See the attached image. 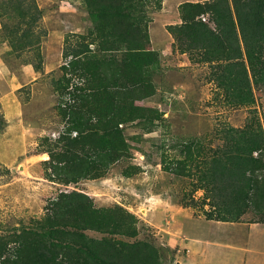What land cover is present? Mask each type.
I'll return each instance as SVG.
<instances>
[{
    "label": "trees",
    "instance_id": "obj_1",
    "mask_svg": "<svg viewBox=\"0 0 264 264\" xmlns=\"http://www.w3.org/2000/svg\"><path fill=\"white\" fill-rule=\"evenodd\" d=\"M0 1V22L10 35L11 50L38 43L40 36L31 37L43 11L35 0ZM83 2L92 22L90 44L97 45V52L89 44L84 51L72 47L73 61L63 68L80 67L84 83L66 94L70 79L67 75L58 79L60 98L69 95L66 133L42 138L34 154L49 156L43 162L45 178L65 187L104 178L113 165L130 159L125 126L139 124L151 133V124L164 120L137 104L157 92L155 76L163 68L160 50H148L144 42L150 40L153 19L147 8L153 7L154 14L163 0ZM179 13L182 23L168 26L177 47L186 51L185 43L192 42L189 49L209 51L203 62H219L217 68L225 71L231 67L227 80L216 76L219 84L227 81L226 92L235 93L236 104H251V83L264 79V0L184 1ZM209 13L216 31L200 19ZM13 20L18 24L11 25ZM204 37L209 44L199 45ZM37 70L42 71L40 63ZM222 132V146L211 148L191 139L176 145L181 148L179 158L164 150L162 170L190 180L192 189L183 192L182 204L200 207L208 221L239 223L253 214L262 223L264 132L259 121L242 128L227 126ZM139 170L130 165L124 176L130 178ZM4 174L10 170L0 167V175ZM198 192L201 199L191 198ZM45 209L42 218L21 221L0 234V264H165L161 247L150 235L140 238L141 221L121 205L97 208L88 194L61 190ZM88 231L105 236L94 238Z\"/></svg>",
    "mask_w": 264,
    "mask_h": 264
},
{
    "label": "rangeland",
    "instance_id": "obj_2",
    "mask_svg": "<svg viewBox=\"0 0 264 264\" xmlns=\"http://www.w3.org/2000/svg\"><path fill=\"white\" fill-rule=\"evenodd\" d=\"M166 1L171 9L168 12L170 17L175 16L176 6L170 4L171 0ZM188 1L205 3L216 0ZM35 2L43 15L31 37L36 39L40 36L39 42L34 43L33 47L16 46L11 50L8 42L10 35L3 30L0 22V167L10 170V174L0 175V234L6 232L7 228L19 226L21 221L42 218L49 201L61 190H78L88 194L97 208L117 204L135 214L141 221L140 238L150 235L155 239L161 247L165 264H173L176 260L182 264L187 262L185 256L189 251L182 245L184 231L188 237L200 231L204 240L234 239L240 247L252 246L247 243L249 234L253 233L248 228L231 224L201 228L190 222V216L207 221L200 207L192 208L182 204L183 192L189 193L192 189L190 180L164 172L161 158L164 150L171 157L179 158L181 148L176 145L191 139L211 148L225 145L222 132L225 127L242 128L247 123L257 122L258 105L264 103V79L259 84L251 83L253 102L238 105L235 103V93L232 90L226 92L227 81L220 85L216 78L217 75L224 76L227 80L232 68L229 66L225 71L217 68L219 62H203L202 57L208 55L209 51L189 49L192 42L185 43L186 51L177 47L175 42L173 46L159 49L163 68L155 76L157 92L148 101L137 104L151 108L155 116L162 115L164 120L151 124L154 127L151 133H147L139 124L125 126L130 159L113 165L104 178L84 180L68 187L60 186L45 178L46 166L43 162L49 156L34 154L39 149L42 138L55 139L66 133L69 95L63 100L60 98L61 92L57 91L56 85L58 79L63 75L70 79V87L64 91L66 94L76 85L84 83V79L80 78V67L69 68L68 71L63 68L73 61L74 57L69 56V52L72 47L78 46L84 51L88 44L90 50L97 52V45L90 44L94 39L89 32L92 22L83 0ZM147 11L152 16L154 9L149 7ZM212 16L209 13L200 19L216 31ZM169 19L168 17L160 26L161 33L156 31L152 34L157 40L168 44L173 39L168 25L177 21ZM17 24V20L11 22V25ZM209 42L204 37L199 45H208ZM144 45L148 50L154 49L149 41L144 42ZM241 47H244L243 43ZM39 63L42 71L37 70ZM5 67L7 71L3 74ZM130 165H136L141 170L128 178L124 175ZM201 195L202 192H198L191 198L201 199ZM186 201L190 202V199L187 198ZM161 211L168 212L170 222L161 219L160 223L174 231L169 234L170 237L163 230L159 231L161 227L147 226L154 220L155 213ZM164 213L163 218L166 217ZM148 217L153 218L149 220ZM257 219L253 214H248L241 221L258 223ZM257 231V235L264 237V227ZM86 234L94 238L105 236L92 231ZM118 239L128 241L122 237ZM185 243L190 245L189 239ZM211 250L208 251L214 255L215 251ZM253 250L263 254L257 247H252L251 251ZM216 257L218 264L230 261L221 254ZM243 258L251 264L260 262H255L253 256L245 254L237 264H246L242 261ZM196 262L211 264L210 260L204 259L203 262L201 258Z\"/></svg>",
    "mask_w": 264,
    "mask_h": 264
},
{
    "label": "crops",
    "instance_id": "obj_3",
    "mask_svg": "<svg viewBox=\"0 0 264 264\" xmlns=\"http://www.w3.org/2000/svg\"><path fill=\"white\" fill-rule=\"evenodd\" d=\"M185 1V0H184ZM183 0L179 1V0H171L170 4H174L176 6V10L177 12L175 13V16L173 15V17H170L171 14L168 13L171 9L169 8V6H167V1L163 0L162 2V6L161 9L154 13L152 15V23L150 24V40L149 42L151 43V48H156V49H165L166 46H173L175 40L173 38V36L171 35V37L173 38L171 42L168 43H164L161 40H157L156 36H152V34H155L156 31H160V26L162 24L165 23V20L169 17L170 19H177V21H173L168 26H172V25H179L182 23V20L180 18V13H179V7L180 5L184 2ZM188 1V0H187ZM169 19V20H170ZM168 31V30H167ZM154 32V33H153ZM169 34V32H167ZM145 46V45H144ZM153 50V49H152ZM6 69V67H5ZM3 68L2 72L3 74L7 71V69L5 70ZM164 201H162L163 203ZM162 213H164L163 211H161L160 213L157 212L155 213V218L154 220H152L150 224V226L153 227L157 226L158 228H160L159 231L163 230L164 234H167L168 237H170L171 233H173L174 231L171 230L169 227H164L163 224L160 223L161 219H165V221L170 222L168 220V212L164 213L166 215V217H162ZM149 220H151L153 217H148ZM147 218V219H148ZM190 222L192 221L193 223L196 224V226H200L201 228L204 227H211L213 225H219V226H227V225H236V227H241V228H248V230L253 233L249 234L248 237V245H252V246H248V248H246L247 246H243L240 247L238 243H236V241L234 242L232 239L231 240H218V239H212V238H206L205 240L203 239V235L200 231H197L196 233H193V235H190V237H188L189 235H186V231L183 232V236H182V245H184V247H186V249H188L189 254L186 255L185 257L187 258V262L184 264H197V259L201 258L206 260H210L211 264H218L219 261H217V254H221L226 256L229 260V262H225L224 264H237L240 260V257L244 256L245 254H250L251 256H253V258L255 259V262L260 261L259 263L256 264H263L264 263V237L257 235V229L258 228H262L264 227V224H260V223H247V222H239V223H226V222H216V221H206L204 219H199V218H193L192 216H190ZM149 222V221H148ZM263 223V222H262ZM261 225V226H260ZM182 233V232H181ZM181 235V234H180ZM190 241V245H187L185 242L186 241ZM252 247H257L258 249H261V251L263 252V254H260L258 251H251ZM261 247V248H260ZM212 249V250H211ZM208 250L211 251H215L214 255L211 254V252H209ZM238 253H241V255L238 256ZM242 261H245L246 264H251L248 263L246 261L245 258H243ZM180 264H182L180 262Z\"/></svg>",
    "mask_w": 264,
    "mask_h": 264
},
{
    "label": "built area",
    "instance_id": "obj_4",
    "mask_svg": "<svg viewBox=\"0 0 264 264\" xmlns=\"http://www.w3.org/2000/svg\"><path fill=\"white\" fill-rule=\"evenodd\" d=\"M258 116L264 132V103L258 105ZM256 155V154H255Z\"/></svg>",
    "mask_w": 264,
    "mask_h": 264
},
{
    "label": "clouds",
    "instance_id": "obj_5",
    "mask_svg": "<svg viewBox=\"0 0 264 264\" xmlns=\"http://www.w3.org/2000/svg\"><path fill=\"white\" fill-rule=\"evenodd\" d=\"M257 121H259V124H260V126H261V123H260V119H259V116H258V114H257ZM261 128H262V126H261ZM263 130V129H262ZM256 154V155H255ZM254 155L257 157L258 156V154L257 153H255ZM186 250H188V249H186ZM173 264H180L179 262H177V260L173 263Z\"/></svg>",
    "mask_w": 264,
    "mask_h": 264
}]
</instances>
